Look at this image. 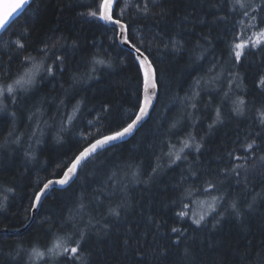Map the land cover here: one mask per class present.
<instances>
[{"label": "trees", "instance_id": "1", "mask_svg": "<svg viewBox=\"0 0 264 264\" xmlns=\"http://www.w3.org/2000/svg\"><path fill=\"white\" fill-rule=\"evenodd\" d=\"M162 2L171 13L163 21L139 18L137 5L142 7L144 0H130L124 13V19L131 23L130 38L134 43H140L142 37L150 41L155 33L169 31L176 34L182 45L180 52L174 53L171 46L165 47L167 37H163V42L158 40L150 48L151 59L159 70L163 85L150 116L129 140L98 153L67 188L52 191L32 221L28 205L37 182L40 181L42 187L46 180L60 177L63 172L58 168L59 164L70 163V157L78 154L82 146L101 134H107L131 114L136 104V68L127 55L128 51L118 42H112L111 31L100 27V21H94L86 14L80 15L89 11L93 0H35L0 35V84L5 85L23 73L24 56L36 55L34 42L44 38L45 33L51 34L59 29L55 34L67 39V48L61 49L67 54L62 74L57 71L52 77L42 73L44 78L40 80L38 77L37 84L29 92L19 93L16 103L7 95L3 97L6 111H0V201L5 207L0 210V229L20 231L0 232V249L4 250L0 264H9L11 257L7 253L20 241L26 242L23 247L29 250L33 244L39 251L52 247L57 243L56 237L65 234L61 228L70 213L79 227L88 233L84 249L85 254L92 253L94 264H186L183 253L189 246L194 247L198 264H264V248L259 247L264 241V208L260 209L259 215L245 219L247 233L240 230L234 218L225 219L222 227L213 230L212 224L218 218L215 213L206 216L207 226L201 229H196L189 217V208L195 198L225 195L227 202H231L242 195L234 181L222 177L219 170L229 164V151L238 148L240 151L234 154L243 155V142L249 135L255 137L262 129L257 110L264 109V90L255 87L259 76L264 73L260 54L249 52L238 66L228 54V44L236 33H242L245 39L252 36L253 29L247 27L252 21L243 16L244 10L238 6L230 10L232 5L228 0ZM190 4L195 5V12ZM124 5L125 0H119L115 11L119 13ZM185 11L194 17L187 23L181 19ZM253 14L264 17V12L250 13V16ZM218 17L225 19L221 21ZM33 26L35 31L28 38L26 49L17 51L12 41L21 39L23 42L25 28ZM76 40L80 47L72 49ZM93 54H99L97 59L109 60L112 66H97V72L89 78L84 64ZM122 59H127V64L122 63ZM229 69L239 71L243 81L240 87L229 88ZM74 73L84 75L80 81L74 82ZM237 96L247 102V111L239 117L231 111ZM192 100H195V107ZM102 105H108L110 111L103 112ZM74 108L78 111L74 112ZM218 108L223 123L209 130ZM33 113L35 119H29ZM68 115L75 117L69 126L70 131L59 132ZM89 121L93 123L89 124ZM55 125L57 128L51 127ZM10 132L14 133L11 137ZM33 132L36 137L30 140ZM58 134L59 140L55 139ZM189 134L203 145L200 153L194 148L182 153L188 154V161L197 160L192 171L200 173L198 180L190 175L188 162L177 161L168 169L167 156L156 185L143 183L146 175L137 179L131 177L132 169L128 165L142 163L143 171L150 172L149 164L154 163L157 156L167 153L171 145H175L174 151L178 150L180 142ZM15 136L21 137V144L10 143ZM237 136L240 143L234 144ZM37 138L40 140L38 144L35 143ZM257 142L264 146V136ZM30 145L34 158L26 159L24 153ZM109 177H113L114 182H110ZM205 180L216 181L217 190L205 194ZM182 181L186 182L177 190V184ZM256 183L259 191L262 186L258 181ZM13 186L14 192L3 191ZM189 190L191 197L187 194ZM5 195L8 197L6 201L3 200ZM81 201L85 206L83 209L80 208ZM124 202L126 205L119 218L109 215L110 208ZM185 203L189 205L188 209H183ZM220 203L224 207L218 206V211L224 212L227 203ZM180 210L187 211L188 216L179 218L176 213ZM149 217L155 223H149ZM105 222L110 225L107 235L102 230ZM172 227L182 231L187 229V239L181 238L173 245L177 234L171 232ZM153 233H157L155 237ZM126 236L134 241L129 249H124L121 243ZM137 239L141 245L139 249L135 245ZM157 246L159 249L153 252ZM246 246H250L251 261L241 259ZM165 248L167 252L161 255ZM21 256L23 264H55L51 258L34 257L29 261L25 253ZM16 259L19 261L20 258ZM59 264H64V260L61 259Z\"/></svg>", "mask_w": 264, "mask_h": 264}, {"label": "snow or ice", "instance_id": "2", "mask_svg": "<svg viewBox=\"0 0 264 264\" xmlns=\"http://www.w3.org/2000/svg\"><path fill=\"white\" fill-rule=\"evenodd\" d=\"M35 0H2L0 2V32L7 31L11 25L20 18L27 11V8L34 3ZM130 0H125V5L120 9L119 13L115 11L116 6L119 3V0H93L92 5H89V11L87 13H80V15H87L91 17L94 21L102 22L100 27H103L105 31H111L112 36L111 40L113 43L119 42L120 44L127 46V55L131 59L132 65L136 68V79H137V89L135 91L136 95V104L134 109L131 111V114L128 115L126 120H123L122 123H118L114 129H110L107 134H101L99 138H93L86 146H82L78 150V154H74L73 157H70V163H61L58 165V168L63 172V175L57 179H48L43 182V186L40 187V181L37 182V186L33 189L31 197L29 198L28 211L37 210L43 200L51 194L52 191L57 190L56 186H59L60 189H64L66 185H69L73 179L79 175V172L87 166V164L93 160L100 152V150L105 149L106 146H114V142L123 141L125 137L131 136L146 118L150 116V109L154 108V101L159 99V92L163 86L161 83V77L159 75V70L155 65V62L151 59L150 48L152 44L156 41L163 42V37H167V43L165 47L171 46L174 53L180 52L182 45L179 40L176 38L175 33L165 31L163 33L157 32L152 35L151 40L147 41L146 38H141L140 43H134L130 38L131 23L124 19L125 9L128 7ZM232 5L230 10H234L236 6L240 9H243V16L249 17L250 23L247 27L253 29L252 36L247 39L244 38L242 33H236L232 41L228 44L229 57L234 60V65L238 66L242 63L243 58L251 52L252 54H260V65L264 67V17L260 15H251L250 13L264 12V0H259V3H256V0H228ZM50 6V5H48ZM189 7L192 8V11L195 12V5L190 4ZM137 13L139 18L147 20L152 19L154 21H163L171 13L168 9L164 7L162 0H144L143 6L137 5ZM63 15V13H61ZM192 14L185 11V15L181 18L183 23H187L190 19H193ZM42 19V17H38ZM218 20H224L225 17H218ZM200 23H205L204 20H200ZM59 29H55L51 34L45 33L44 38L38 39L34 42L33 50L36 52V55H25L23 59L24 71L22 74H18L12 83L0 84V97H5L7 93L8 97L13 99V103H16V100L19 98V93L29 92L37 84V78L39 77L42 80L44 77L42 73H46L48 76L54 77L57 71H60L61 74L65 70L67 54L66 51H61V49L67 48V39L63 36H57L55 33ZM35 31V26L33 28H25L23 32V42L21 39L12 41L15 49L22 52L26 49L28 45V38L31 37L32 32ZM235 31V28H233ZM179 39H183L180 37ZM206 39V37H204ZM64 41V43H61ZM147 44V46H146ZM80 45L78 40L73 41L71 48L77 49ZM96 47V45H93ZM102 48V45L100 46ZM99 54H93L92 58L84 64L86 73H88L89 78H93V74L97 72V66L102 65L105 67H111V62L107 59H97L96 56ZM107 56V53H104ZM11 59V57H10ZM51 60V63L48 61ZM122 63L127 64V59H122ZM90 68V72H89ZM77 72L79 69L76 70ZM84 73L80 75L73 74L72 79L74 82L81 80V77ZM229 88L233 86L240 87L243 83L240 73L238 70L233 71L229 69ZM255 87L261 90H264V73H261L259 79L257 80ZM228 93H225L227 96ZM195 107V105H192ZM102 110L105 113L110 111L108 105H102ZM0 111H6L2 100H0ZM78 109L74 108V112ZM232 113L239 117L243 116L247 111V102L241 96H237L236 100L233 101ZM260 114V125L262 129L260 132H257L255 137L249 135V137L243 142L242 149L243 155H235L236 151H240L238 148H234L232 151L227 153L229 158V164L226 165L223 169L219 170V174L230 181H234L236 188H238L242 195L237 199H232L231 202H227V197L225 195H214L210 197V202L208 203L207 212H204L198 217L192 219V224L196 226V229H201L206 227L208 221L205 217L209 215V212L215 213L217 219L212 224V229L216 230L218 226L222 227V223L227 218H234L240 225V230L247 233V224L245 219L251 217L252 215H259L260 209L264 208V146L258 143V139L261 136H264V109L257 110ZM14 116L15 113H12ZM116 115H119L117 113ZM74 115H68L67 120L64 121L61 125L59 132L70 131L71 122L74 120ZM29 119H35V113L29 117ZM100 117H97L99 120ZM92 121H89V124H92ZM218 123H223L221 120V110L217 109L216 119L209 124V130L214 129L215 125ZM172 127L175 128L176 124L173 123ZM14 133L10 132L9 136L11 137ZM93 135L94 134H89ZM36 137V133L33 132L32 137H29L32 140ZM60 139L59 134L57 135V140ZM84 140H88V137H84ZM203 139V138H201ZM10 143L21 144L22 140L20 136H15L14 140H11ZM35 143H40V140L35 139ZM181 147L174 151L175 145H171L169 151L165 154L156 157L154 163H150L149 167L151 168L150 172L143 171V164L138 165H128V168H131L130 173L133 179H137L141 176L146 175L147 179L142 182L146 185H156L158 178L162 174V170L165 168L163 163L164 157H168L167 168L171 169L172 165H175L177 161L188 162L190 175L195 177L197 180L200 178V173L192 171L196 168L197 160L188 161V154L182 155L185 149H193L196 153H200L203 145L199 142H196V138L191 134L188 135L187 139L182 140ZM234 144L240 143V138L237 136ZM259 153V155L257 154ZM26 159H33L34 152L32 147H30L24 153ZM211 175V173H206ZM54 175L58 173L54 172ZM110 182H114L113 177H109ZM262 186L259 191H257V183ZM182 181L177 184L176 189L178 190L182 187ZM204 183L207 185L203 192L209 194L211 190H217V182L212 180H205ZM5 193L14 192L13 187H6L3 189ZM188 195H191V191L187 192ZM8 199L7 195L3 197V200ZM224 201L227 203V207L224 212L218 211L219 207H224L220 202ZM176 203V201H173ZM203 203V202H201ZM126 202L117 205L116 208L109 209V215L119 218L121 210L125 207ZM5 207L3 201H0V210H3ZM85 206L83 202L80 203V208L83 209ZM189 205L187 203L183 204V209H188ZM176 215L183 219L188 216V212L185 210H180ZM149 223H155L152 217L148 218ZM82 221V217H81ZM47 223V221H45ZM91 223V222H89ZM194 229L193 231H195ZM102 230L105 235L110 231V225L105 222L102 225ZM0 231H5V229H0ZM51 231V226L49 228ZM65 234L63 236H57V243H54L52 247H48L45 251H39L35 244L32 245L31 250L24 248V241H20L17 245L10 249L7 255L11 257L9 264H23V258L21 253H25L28 256V260L31 261L34 257L39 259L46 260L51 258L55 264H59L61 259L64 260V264H94L92 260V253L89 251L85 254L84 243L88 237V233L79 227V224L76 223L75 217L70 213L67 218L64 219L63 226L61 228ZM131 232V229L128 230ZM187 229L183 231L180 228L172 227L171 232L177 234V240L173 241V245L177 244L181 238L187 239L185 235ZM158 232V229H157ZM157 233H153L154 237ZM245 238L247 236L245 235ZM122 247L124 249H129L133 246V238L126 236L122 239ZM195 240H193V244ZM135 245L139 249L141 247L140 241L135 240ZM260 248H264V241H261L259 245ZM250 246L245 247L243 256L241 257L242 261L248 260L251 261L253 258L249 251ZM157 248H153V252L157 251ZM167 248L164 249V252H161V255H164L167 252ZM14 254V255H13ZM4 255V250L0 249V256ZM19 257V261H17ZM184 261L186 264H198V258L196 256V251L194 247H186L183 253Z\"/></svg>", "mask_w": 264, "mask_h": 264}, {"label": "rangeland", "instance_id": "3", "mask_svg": "<svg viewBox=\"0 0 264 264\" xmlns=\"http://www.w3.org/2000/svg\"><path fill=\"white\" fill-rule=\"evenodd\" d=\"M5 95H7V93H5ZM0 100H2V103H3V97H0ZM192 104L195 105V100H192ZM51 127L57 128L56 125L55 126H51ZM55 139H57V135H56ZM189 196L191 197V195H189ZM210 197L211 196H205V197H202V198H195L194 199L191 207L189 208V217H190L191 220L193 218L198 217V215L209 211L207 205L210 202ZM201 202H203V203H201ZM209 215H211V212H209ZM207 217H205V218H207Z\"/></svg>", "mask_w": 264, "mask_h": 264}, {"label": "water", "instance_id": "4", "mask_svg": "<svg viewBox=\"0 0 264 264\" xmlns=\"http://www.w3.org/2000/svg\"><path fill=\"white\" fill-rule=\"evenodd\" d=\"M0 2H2V0H0ZM3 32H4V31H3ZM3 32H0V35H1ZM118 43H119V42H118ZM119 44H120V43H119ZM120 46H121L122 48L127 49V46H126V45L120 44ZM155 103H156V101H154V105H155ZM152 109H153V108H152ZM152 109H150V112H151ZM147 118H148V117H147ZM147 118H146V119H147ZM143 123H144V122H143ZM140 127H141V126H140ZM140 127H139V128H140ZM139 128H138V129H137V130H136L131 136L125 137L123 141H117V142H114V145L129 140L133 135H135V133L139 130ZM108 147H111V146H106V148H108ZM102 150H103V149H102ZM100 151H101V150H100ZM62 175H63V173H62ZM62 175H61V176H62ZM74 179H75V178H74ZM74 179H73V180H74ZM72 182H73V181H71V182L69 183V185H70ZM69 185H66V186L64 187V189L67 188ZM56 189H58V190H63V189H60L59 186H56ZM38 210H39V208H38L37 210L31 211L32 219L36 216ZM19 231H20V230H18L17 232H19Z\"/></svg>", "mask_w": 264, "mask_h": 264}, {"label": "bare ground", "instance_id": "5", "mask_svg": "<svg viewBox=\"0 0 264 264\" xmlns=\"http://www.w3.org/2000/svg\"><path fill=\"white\" fill-rule=\"evenodd\" d=\"M101 23H102V22H101ZM118 44H119V43H118ZM119 46H120V44H119ZM120 47H121V46H120ZM123 49H125V48H123ZM125 50H127V49H125ZM127 51H128V50H127ZM151 111H152V110H151ZM147 119H148V118H147ZM147 119H146V120H147ZM146 120H145V122H146ZM145 122H144V123H145ZM144 123H143V124H144ZM143 124H142V125H143ZM122 143H123V142H122ZM119 144H120V143H119ZM116 145H117V144H116ZM111 147H112V146H111ZM108 148H109V147H108ZM106 149H107V148H106ZM103 150H105V149H103ZM103 150H101L100 152H102ZM100 152H99V153H100ZM58 178H59V177H58ZM54 179H57V178H54ZM34 218H35V217H34ZM34 218H33V219H34ZM33 219H32V216H31L30 221H32ZM0 232H1V233H18L17 231L9 232L8 230L0 231Z\"/></svg>", "mask_w": 264, "mask_h": 264}]
</instances>
